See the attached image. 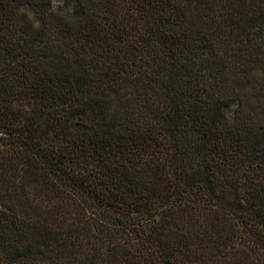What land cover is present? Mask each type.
Wrapping results in <instances>:
<instances>
[{
  "label": "trees",
  "instance_id": "obj_1",
  "mask_svg": "<svg viewBox=\"0 0 264 264\" xmlns=\"http://www.w3.org/2000/svg\"><path fill=\"white\" fill-rule=\"evenodd\" d=\"M64 2L0 0V264H264V0Z\"/></svg>",
  "mask_w": 264,
  "mask_h": 264
},
{
  "label": "rangeland",
  "instance_id": "obj_2",
  "mask_svg": "<svg viewBox=\"0 0 264 264\" xmlns=\"http://www.w3.org/2000/svg\"><path fill=\"white\" fill-rule=\"evenodd\" d=\"M53 6L56 9H61L63 11H70L71 10V6L67 5L64 0H52ZM227 113L229 116L233 115V111H234V105L228 107L226 109Z\"/></svg>",
  "mask_w": 264,
  "mask_h": 264
}]
</instances>
